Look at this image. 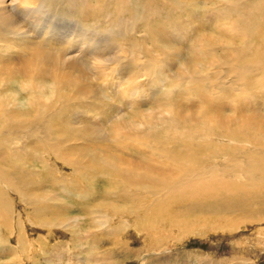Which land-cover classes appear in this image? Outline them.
<instances>
[{"label": "bare ground", "instance_id": "6f19581e", "mask_svg": "<svg viewBox=\"0 0 264 264\" xmlns=\"http://www.w3.org/2000/svg\"><path fill=\"white\" fill-rule=\"evenodd\" d=\"M263 109L264 0H0V250L81 220L102 264L264 223Z\"/></svg>", "mask_w": 264, "mask_h": 264}, {"label": "rangeland", "instance_id": "374dc122", "mask_svg": "<svg viewBox=\"0 0 264 264\" xmlns=\"http://www.w3.org/2000/svg\"><path fill=\"white\" fill-rule=\"evenodd\" d=\"M26 20L28 24L31 25L30 21L32 19L30 20L28 17ZM65 21L66 20L62 18L59 20V23L63 26L65 25V28L74 25L72 21ZM201 23L203 28L198 30L195 28L190 30L188 29L189 24L183 23L182 31H184V35L186 36H184L185 39L181 42L176 40L177 44L173 42L170 46H179L178 43H180V45L188 51L196 44V38L200 37L211 28V25L207 22L202 21ZM56 168L63 169L66 173H70L71 170L64 165H56ZM70 202L74 204L72 208L67 209L70 215L81 214L78 206L83 204L82 199H76ZM259 208L263 210L262 206ZM243 211L233 213L234 215L232 217H237V215L241 217L243 214H249L252 212V209H243ZM263 211L259 209L262 216H264ZM15 215L18 216V209ZM87 217H89V215ZM80 222V226L78 229H75V232L53 230L52 234L46 231L45 235L41 237L38 236L41 231L32 228L28 235V247L31 255L25 253L20 255V257L16 256V259L12 260L13 251L10 253L7 250H0V264H99L97 262L98 256L95 257L96 250L94 249V247L97 246L96 240L94 237L89 238L86 234L92 226L91 224L84 223L85 221L82 222L80 220ZM258 227L264 228V223L242 222L239 227L240 229L236 232L228 233L214 231L201 236L191 235L190 237L184 238L183 242H178V239L174 236V238L171 239V244L163 251L153 255L140 254L138 257L128 256L129 258L127 259V255H130L129 253L122 254L118 252L110 259V263L103 261L102 264H264V239H262L261 236L259 237L258 234H260V230ZM81 235H83L84 238L77 240L80 242H75L74 239H70V237L78 238ZM13 241L11 240V242ZM11 242H4L1 246L3 248H8ZM235 242L237 245L234 244ZM134 246L137 247L139 245L135 244Z\"/></svg>", "mask_w": 264, "mask_h": 264}]
</instances>
